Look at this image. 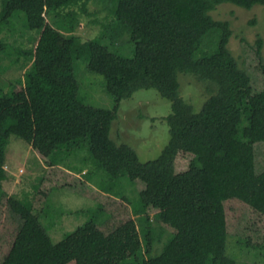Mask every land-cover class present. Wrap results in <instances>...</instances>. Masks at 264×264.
I'll return each instance as SVG.
<instances>
[{"label": "trees", "instance_id": "1", "mask_svg": "<svg viewBox=\"0 0 264 264\" xmlns=\"http://www.w3.org/2000/svg\"><path fill=\"white\" fill-rule=\"evenodd\" d=\"M91 1L108 11L103 21L99 11L89 9ZM41 2L44 15L37 34L29 39L33 45L22 47L16 44L25 37L19 19L24 13V27L28 29L31 13L15 6L14 0L0 1V55L26 67L24 84L29 94L28 99L18 97L0 85V187L11 139L35 143L34 103L58 123L78 131L75 136L55 141L47 154L50 166L73 156L81 164L77 169L90 164L84 177H97L99 188L129 204L133 215L148 216L151 208L170 198L178 228L162 252L151 257L154 244L166 230L160 224L154 226L147 217L144 252L108 254L95 212L71 231L62 232L61 239H55L52 232L59 229V221L63 228L71 215L52 211L59 208L51 204L52 209L44 206L47 199L30 202L25 223L1 264H68L72 260L75 264H141L146 256L144 264H237L228 253L224 200L238 198L264 215L263 38L244 47L241 64L228 47L229 22L213 18L210 12L222 2L249 9L264 5V0ZM79 14L96 15L94 20L101 25L97 36L84 40L73 33ZM176 22H190L216 32L214 51L166 63L165 33L168 25ZM61 27L67 29L63 45L58 40ZM120 27L130 32L126 39L129 55L119 52L112 41ZM61 55L63 61L58 64ZM53 64L49 72L47 68ZM82 66L103 76L104 90L114 97L113 109L85 102L78 78ZM179 73L216 85L200 110L194 111L180 95ZM150 88L158 89L171 101L172 112L166 117L170 139L156 159L141 161L130 145L111 137V128L120 102ZM180 154H190L189 165L177 172L175 159ZM136 181L156 183L151 198L146 195L147 188L133 190ZM96 211L101 213L102 209ZM237 244L264 249V245L256 246L241 237Z\"/></svg>", "mask_w": 264, "mask_h": 264}, {"label": "rangeland", "instance_id": "2", "mask_svg": "<svg viewBox=\"0 0 264 264\" xmlns=\"http://www.w3.org/2000/svg\"><path fill=\"white\" fill-rule=\"evenodd\" d=\"M14 5L31 13L29 18L31 25L28 29L24 27L26 17L21 13L19 29L24 31L25 37L18 39L16 44L22 47L32 46L33 42L29 39L37 34L36 28L43 20L42 2L14 0ZM89 9L99 11L98 16L102 21L108 13L104 5L96 1H91ZM68 11L72 12L70 9ZM210 14L215 19L229 22L231 36L228 47L241 64L245 59L244 47L254 45L259 37L263 38L264 54L263 4L248 9L231 2H222ZM95 17L96 15L79 14V21L75 24L73 33L84 40L97 36L101 31V25L94 20ZM48 20L45 18L46 22ZM66 31L67 29L63 27L58 29V40L61 45ZM129 33L128 28L120 27L112 36L114 47L119 52L128 51L126 39ZM217 35L216 32L198 24L171 23L165 33V62L174 63L190 58L194 54L213 52ZM126 54H131V51ZM62 57L63 55L59 58L58 64L62 63ZM55 64L47 70L50 72ZM25 70L26 67L14 65L10 58L0 55V85L16 96L28 99L29 94L24 84ZM78 78L82 83L87 104L114 108V97L104 90L102 75L90 73L82 66ZM178 80L180 95L192 105L194 111L200 110L206 98L216 90L214 83L198 80L192 74L179 73ZM32 108L36 127L35 143L12 138L6 153L5 179L0 187V264L7 256L17 232L25 223L29 214L27 204L39 203L46 199L44 206L52 209L49 206L51 204L59 208L52 211L61 213L64 211L71 215L65 220L66 226L63 228L59 221V229L52 232L55 239H61L62 232L71 231L95 212L94 218L104 234L108 254L137 250L142 253L145 251L143 242L145 218L149 217L150 223L154 226L160 224L159 226L166 230L163 237L157 239L151 251V257L158 256L178 228V223L174 224L178 216L172 209L170 198L165 199L156 208H151L148 216L133 215L129 204L118 197L106 195L99 188L100 180L97 177L91 180L84 177V172L89 170L90 164L84 165L83 169H77L76 167L81 164L77 157L73 156L58 166H50L47 154L55 141L75 136L78 131L65 123H58L45 109L38 108L34 103ZM171 112V101L163 97L158 89H140L130 98L120 102L118 117L112 123L111 137L119 144L130 145L138 153L141 161L156 159L170 139L166 117ZM189 159L190 154L178 155L175 159V170L177 172L186 170ZM155 186V182L148 184L136 181L133 190L147 188L146 195L151 198ZM55 187L60 191L54 190ZM223 204L230 256L236 259L237 264H264V249L252 246L245 248L237 244L238 238L241 237L250 240L251 244L256 246L264 245V215L238 198L225 199ZM99 207L102 209L101 213L96 211ZM157 212L160 214L159 217ZM147 259V256L144 257L141 264ZM68 264H75V261L72 260Z\"/></svg>", "mask_w": 264, "mask_h": 264}, {"label": "clouds", "instance_id": "3", "mask_svg": "<svg viewBox=\"0 0 264 264\" xmlns=\"http://www.w3.org/2000/svg\"><path fill=\"white\" fill-rule=\"evenodd\" d=\"M21 171H22V169H21Z\"/></svg>", "mask_w": 264, "mask_h": 264}]
</instances>
